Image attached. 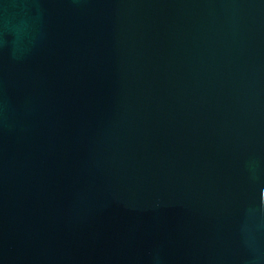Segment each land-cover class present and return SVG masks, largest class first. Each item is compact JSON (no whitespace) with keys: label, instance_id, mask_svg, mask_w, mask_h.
I'll use <instances>...</instances> for the list:
<instances>
[{"label":"water","instance_id":"water-1","mask_svg":"<svg viewBox=\"0 0 264 264\" xmlns=\"http://www.w3.org/2000/svg\"><path fill=\"white\" fill-rule=\"evenodd\" d=\"M0 264H264V0H0Z\"/></svg>","mask_w":264,"mask_h":264}]
</instances>
